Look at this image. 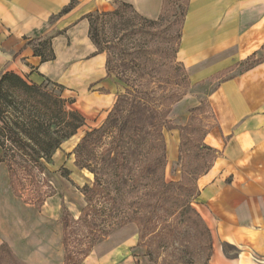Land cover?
Wrapping results in <instances>:
<instances>
[{
  "label": "rangeland",
  "instance_id": "rangeland-1",
  "mask_svg": "<svg viewBox=\"0 0 264 264\" xmlns=\"http://www.w3.org/2000/svg\"><path fill=\"white\" fill-rule=\"evenodd\" d=\"M188 1L166 0L164 19L158 31L149 29L144 20L135 16L132 11H124L125 19H133L138 24V32L133 34V47L138 46L141 53L140 58L133 63V76L123 72L124 78L132 76L130 82L139 89H146L150 85V91H154L153 95L158 98L174 93L177 96L183 95L181 100L172 105L169 118L176 125L191 126V131L186 133V138H182L178 130L161 129L152 109L142 107L134 110L141 117L136 127L137 133L133 134L131 140V148L124 144L120 150L125 160L119 171L113 156L108 157L106 163L104 161L97 168L93 164L103 147L110 145L115 133L110 130L99 141L87 145L82 153L84 164L91 165L94 173L103 177L104 184L111 192L108 216H98L93 224L81 219V210L87 204L81 189L87 184L91 185L94 174L75 163L74 150L88 131L98 128L106 121L115 96L118 92L121 95L125 93V89L113 78L106 81L108 84L96 79H91L84 86L72 84L68 73L79 61L67 64L61 76L38 75L32 79L25 77L30 83L43 82L45 91L51 94L60 93L64 111H75L83 118L84 123L61 144L49 160L43 159L42 165L32 160L20 145H11L9 139H5L0 132V141H6L5 146L11 155L5 159V150L0 146V245L6 242L13 254L11 256L6 250L0 251V264H65L67 250L80 259L83 258L82 251L90 250L88 257L92 255L103 258L111 252L112 259L119 260L133 253L134 234L137 235L135 264H209L213 236L198 212L194 198L198 178L207 172L216 157V152L203 142L212 120L207 108V97L220 81L232 76L233 72L223 71L216 77L196 83L191 79V86L185 78L180 79L183 72L177 43ZM157 45L158 52L150 56L146 49ZM44 54H50L49 47L44 50ZM146 57L148 58L145 59ZM142 60L143 66L138 68L135 64ZM244 68L245 66H241V70ZM144 70L149 74L141 76ZM178 82L180 85H177ZM188 96L196 97L201 104L189 107L186 102ZM7 98V102L4 99L7 115L18 119L21 125L32 119L41 123L47 117H53L51 119L55 121L56 114L62 116L58 109L48 106L35 114V108L13 90L6 93ZM97 98L107 99V102L93 104ZM12 101L14 106L11 105ZM180 106L184 109L178 113ZM130 118H133L131 114ZM3 127L4 124L0 121V131H3ZM19 135L22 140L27 139V133L19 132ZM34 135L38 139L41 132L38 135L36 131ZM164 147L167 161L163 166L161 157L157 155ZM162 176L166 182L184 180L187 187L185 190L193 189L192 206L197 215L182 206L180 197L173 199V202H168L171 199L165 197L164 202L159 196ZM100 199L104 201L103 197L98 200ZM171 207L174 214L169 216L170 222H159L158 217L166 215ZM142 209H147V212H140ZM132 210L133 215L137 213L151 216L156 233L147 234L141 240L138 225L128 222L113 228L106 237L101 236L100 231L105 224L120 223L125 215L132 214ZM67 214L72 217L69 228L70 246L65 248L61 219L69 216ZM88 241L92 243V247H86L85 244L90 245ZM88 257L84 258L82 264L86 263ZM93 260L94 257L89 259Z\"/></svg>",
  "mask_w": 264,
  "mask_h": 264
},
{
  "label": "crops",
  "instance_id": "crops-1",
  "mask_svg": "<svg viewBox=\"0 0 264 264\" xmlns=\"http://www.w3.org/2000/svg\"><path fill=\"white\" fill-rule=\"evenodd\" d=\"M117 1L131 4L150 19L160 16L164 4V0H0V72L29 79L61 76L67 64L79 61L68 73L72 84L111 79L105 53H96L89 37L87 15L97 9L112 11ZM49 34L56 58L42 62L25 44ZM253 55L260 61L241 70V63ZM179 56L195 83L233 72L207 97L212 120L203 142L216 157L197 180L195 206L213 236L209 264H264V0H189ZM106 102L97 98L93 104ZM186 102L189 107L201 104L193 96ZM136 237L133 255L119 260H113L111 252L103 258L91 255L85 264H135ZM91 257L95 260L89 261Z\"/></svg>",
  "mask_w": 264,
  "mask_h": 264
},
{
  "label": "trees",
  "instance_id": "trees-1",
  "mask_svg": "<svg viewBox=\"0 0 264 264\" xmlns=\"http://www.w3.org/2000/svg\"><path fill=\"white\" fill-rule=\"evenodd\" d=\"M188 5L189 1L187 3V8L185 10L181 23L179 42L177 43L178 50L180 49L181 45L182 31L188 11ZM71 8L72 4L63 12H67ZM126 10L132 11L135 16H138L139 18L144 20L149 29L151 28L158 31L161 27V21H163L164 19V13L166 10V0H164L162 12L157 19L146 18L139 14L131 4L120 1L116 2L115 9H113L112 11H101L97 9L87 15V18L89 20V37L97 48L96 53H106L107 55V77L119 81L125 89V93H123L122 95L119 92L117 93L115 102L107 115L106 121L98 128L88 131L85 136L80 140L74 150L75 163L77 165L85 167L86 169H89V172H92V174H94V178L91 185L87 184L81 189L83 194L85 195V199L87 202L86 206L81 210V219L86 220V222L89 224H93V221H96L98 216H108L109 211L111 209V192L104 184V181L102 180L103 177L97 176V173H94V169H91V165L88 164V166H86L84 164L82 153L87 145H89L90 143L93 144L95 141H99L101 139V136L108 133V131L110 130L111 133H115L110 145H105L103 147L102 153L100 154V156L96 157L93 164H95L94 167L97 168L99 165L104 163V161L106 163V159L108 157L113 156L112 159L114 160V164L116 165L117 171H119L125 160V158L122 157V152L120 150L124 147V144L126 146L128 145L129 148H131V140L133 139V134L136 135L137 133L136 127H138L139 119L141 117L134 110L138 108L141 109L142 107H148L149 109H152V114L154 115V117H156L155 119L159 123L161 129L164 128L168 131L178 130L182 138H186V133L191 131V126L176 125L169 118L172 105L181 100L183 95L177 96L174 93L171 96L164 95L163 97L158 98L153 95L154 91H150V85H148L146 89H139L138 87H135L132 82H130V78L133 76V63L135 62V60L137 61L140 58L139 54L141 53L138 49V46L133 47V34L138 32V24L133 22V19L124 18V11ZM107 33H109L110 35H107ZM52 38L53 36L49 34L38 38L29 39L27 40L25 46L32 47L34 49L35 55L40 56L42 62L51 61L56 58L54 49L52 47ZM144 44L145 43H143V45ZM47 47H49L50 50L49 55L44 54V50ZM146 50H148L147 53H150V56L156 54L158 52V45ZM117 55L119 56L116 57ZM147 58L148 57H146L145 59ZM143 60L139 61V63H136L135 65H137L138 68L142 67ZM258 61H260V59H256V56L253 55L247 61L241 63V66H245L243 70H246L252 67ZM181 66L183 75L179 77L180 79L181 77L185 78V80L188 81V84L191 86L192 81L190 75L188 74L183 63H181ZM123 72H128L132 76L127 75V78H124ZM146 74L149 73L148 71L144 70V73L141 76H145ZM177 85H180L179 82L177 83ZM44 87L45 86H43V82L30 83L28 80L18 74L0 72V121L2 122V124H4L3 131L0 132H2V136L5 139H9L11 145L12 143L20 145L21 148L24 149L26 154L32 160L38 163V165H42L41 161L43 159L49 160L52 154L61 146V144L66 139L74 135L84 123L83 118H80L78 113H76L75 111H64V101L61 98L60 93H58V95L51 94L50 92L45 91ZM12 90L14 92H18L21 97H24L26 101L29 102L33 108H35V114H39L40 110H43L41 108L48 106L49 108L54 107L55 109H58L60 112H62V116L60 117L56 114L57 119H55V121L54 119H51L53 117H47L46 120L42 119L43 122L41 123L37 122L35 119H32L29 122L25 121L21 125V122L18 121V119H14L15 117L13 118L11 115H7V110L4 106V99L5 102H7L9 99H6V93ZM51 99L53 100L52 102ZM23 101L25 100L23 99ZM44 104H46V106H44ZM148 104H150L152 108L149 107ZM11 105H13V101L11 102ZM130 114L131 116H133L132 119L130 118ZM11 119L14 120L12 121ZM76 120H78V122ZM36 131L38 132V135L41 132V136H38V139H36L35 137L37 136L34 135ZM19 132H21L22 134L27 133V135H25V137L27 138L25 139V141L24 139L22 140V137H20ZM5 145L6 141H0V146H2L5 150L3 156L6 159L9 158L11 155L7 149V146ZM157 156L161 157L164 166L167 161L165 147L160 151V153H158ZM1 160L2 156L0 155V161ZM148 168H150V166ZM186 188L187 187L184 180L166 182L164 177L162 176L159 196H161L163 200L165 197L171 199L167 200L168 202H173V199L180 197L182 198L180 199V201L182 202V206H185L187 211L190 210L196 214V211L192 206L193 189L185 190ZM197 195L198 189L194 199H196ZM100 197H103L104 201H102L101 199L98 200ZM164 202L166 201L164 200ZM146 210L147 209H142L140 210V212L144 211V213H146ZM172 210L173 209L171 207V209L167 212L166 215H164L163 217L159 216L157 220L162 223L170 222L168 218L169 216H173L174 210ZM125 216L126 217H124L122 221L118 224H105L100 231L101 236L106 237L113 228H115L116 226H122L128 222H134L138 225L141 240L147 234L156 233V227H152L154 220L151 216H148V214L138 215L136 213V215H133L132 210V214L130 213V215L127 214ZM70 217L72 216H63L61 219L63 225L62 242L65 248H68L70 246ZM88 243L90 245L85 244L86 247H92V243L89 241ZM2 250H6L11 256L13 255L9 245L6 242H3L0 245V251ZM82 252L83 258L80 259L79 257H74L72 253L67 250L64 256V263L82 264L84 258L88 256L90 250H88L87 252Z\"/></svg>",
  "mask_w": 264,
  "mask_h": 264
}]
</instances>
